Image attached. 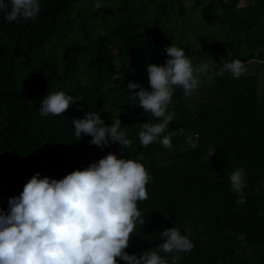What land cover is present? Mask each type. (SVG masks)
Here are the masks:
<instances>
[{"label": "trees", "instance_id": "16d2710c", "mask_svg": "<svg viewBox=\"0 0 264 264\" xmlns=\"http://www.w3.org/2000/svg\"><path fill=\"white\" fill-rule=\"evenodd\" d=\"M190 1L209 32L197 29L186 0H40L35 19L14 22L0 11V209L34 173L60 179L113 152L138 159L151 176L147 198L137 202L143 222L130 235L129 254L159 250L160 233L175 226L194 244L175 253L177 264H264V99L248 73L264 62V0ZM190 37L201 45L198 57ZM170 44L209 71L190 96L175 86L173 120L143 145L140 124L159 118L144 112L131 96L138 89L127 83L149 88L144 59L163 65ZM234 58L245 73L218 75ZM117 71L121 80L113 79ZM57 90L76 101L62 114L41 116L40 99ZM88 111L106 125L118 116L130 143L101 147L76 136L72 120ZM168 133L170 148L161 143ZM238 167L247 180L243 203L228 179Z\"/></svg>", "mask_w": 264, "mask_h": 264}, {"label": "clouds", "instance_id": "9594fccd", "mask_svg": "<svg viewBox=\"0 0 264 264\" xmlns=\"http://www.w3.org/2000/svg\"><path fill=\"white\" fill-rule=\"evenodd\" d=\"M94 6L100 7V3ZM0 11L9 22L20 17L35 19L40 0H0ZM164 51L168 58L163 65H146L149 88L131 80L127 83L130 91L138 89L131 96L139 98L144 112L159 118L156 123L140 124L138 136L143 145L157 139L173 120L174 112L168 106L175 86L190 96L210 67L207 62L194 67L185 50L173 44ZM225 71L236 78L246 68L239 58H234L226 61L217 74ZM113 79L121 80L122 73L117 71ZM76 99L62 90L47 91L40 99L39 113L62 114ZM72 123L75 135H89L93 145L130 143L118 116L106 125L99 112L88 111ZM173 134L162 136L163 146H172ZM150 179L138 159L118 157L113 152L60 179L34 173L19 195L8 198L7 209H0V264H119L117 258L126 264H177L179 257L175 253L188 252L194 244L175 226L160 233L159 250L149 248L139 256L125 251L136 224L143 222L137 202L147 198L146 184ZM228 179L243 203L245 170L236 168ZM161 253L173 255L169 258Z\"/></svg>", "mask_w": 264, "mask_h": 264}, {"label": "rangeland", "instance_id": "374dc122", "mask_svg": "<svg viewBox=\"0 0 264 264\" xmlns=\"http://www.w3.org/2000/svg\"><path fill=\"white\" fill-rule=\"evenodd\" d=\"M185 3H186V6H187V9H188L189 13H192L193 14V18L197 20V25H196L197 29H203V32H205V33L209 32V30H210L209 27H205L204 25L201 26V23H200V21H201V19H200L201 11H200V9H197V10L192 9L191 6L193 5L194 2H192L190 0H186ZM246 4H247L246 2L242 1V2H240L239 6L240 7L241 6H245ZM169 23L166 26H169L170 25ZM176 36H179V35L177 34V32H174V35L171 36V37H176ZM190 43L192 45L191 54L195 55V57L200 56V54H201V45H200L199 41L196 40L194 37H190ZM111 50L112 51H116L115 48H111ZM148 61H149V59H144L145 65H147ZM191 99L194 102L198 103V101L200 100V97H199V95L196 96L195 94H193L191 96Z\"/></svg>", "mask_w": 264, "mask_h": 264}, {"label": "crops", "instance_id": "0c3cea01", "mask_svg": "<svg viewBox=\"0 0 264 264\" xmlns=\"http://www.w3.org/2000/svg\"><path fill=\"white\" fill-rule=\"evenodd\" d=\"M264 62L256 61L252 67L249 69L248 73L250 75H255L258 78V94L264 99Z\"/></svg>", "mask_w": 264, "mask_h": 264}]
</instances>
